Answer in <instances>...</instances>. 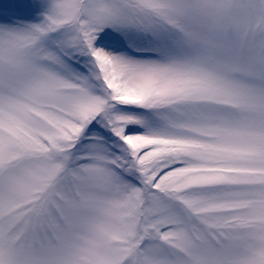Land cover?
<instances>
[{
	"label": "snow or ice",
	"instance_id": "1",
	"mask_svg": "<svg viewBox=\"0 0 264 264\" xmlns=\"http://www.w3.org/2000/svg\"><path fill=\"white\" fill-rule=\"evenodd\" d=\"M0 264H264V0H0Z\"/></svg>",
	"mask_w": 264,
	"mask_h": 264
}]
</instances>
